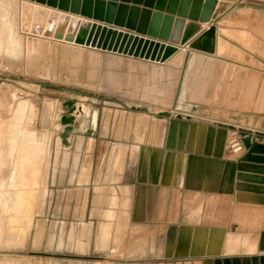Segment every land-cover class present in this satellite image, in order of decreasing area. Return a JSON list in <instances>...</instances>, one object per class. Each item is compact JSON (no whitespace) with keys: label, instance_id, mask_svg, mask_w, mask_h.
Here are the masks:
<instances>
[{"label":"rangeland","instance_id":"obj_1","mask_svg":"<svg viewBox=\"0 0 264 264\" xmlns=\"http://www.w3.org/2000/svg\"><path fill=\"white\" fill-rule=\"evenodd\" d=\"M30 6L23 0H0V264H135L152 249L161 250L165 237L178 235L181 227L166 222L187 221L191 211L186 206L196 199L177 192L174 209L151 210L149 217L143 192L136 195L127 184L121 195L115 188L123 160L131 159L123 171L128 179L140 144L163 142L171 117L160 116L161 111L226 122L237 119L232 112L241 100L236 92L239 88L242 93V78L264 79V0H219L216 24L202 30L209 29L217 50L215 43L212 54L188 43L165 60L156 44L144 47L130 38L132 34L126 40L109 36L110 28L125 34L109 24ZM14 33L25 45L16 53L6 48ZM256 90L258 96L243 107L245 114L255 111V118L244 115L239 120L246 128L264 132V84ZM87 99L92 100L89 111L64 124V108ZM176 106L183 109L176 111ZM22 125L39 137L48 134V150L24 156L11 146L23 169L10 172L8 141ZM68 125L72 130L66 132ZM8 173L14 176L6 189ZM34 180L41 191L32 202ZM220 201L216 205L228 208L201 212L224 223L232 211ZM192 213L198 215L199 210ZM143 219L144 225L135 221ZM4 223L9 224L5 230ZM7 227H12V236L3 234ZM227 237L231 247L235 238L231 232Z\"/></svg>","mask_w":264,"mask_h":264},{"label":"crops","instance_id":"obj_2","mask_svg":"<svg viewBox=\"0 0 264 264\" xmlns=\"http://www.w3.org/2000/svg\"><path fill=\"white\" fill-rule=\"evenodd\" d=\"M208 30L191 40L190 47L212 54L216 44L217 50V41L211 39ZM242 81V93L239 88L236 92L241 100L232 112L237 118L234 122L209 120L197 114L171 117L166 121L167 136L161 144H140L134 173L128 179L123 171H127L131 159L127 156L123 160L115 188L121 195L122 186L127 184L136 195L143 192L142 204L149 217L151 210L174 209L177 192L190 194V201L196 199L186 206L191 211L187 221L166 222L181 227L178 235L165 237L161 250L159 246L152 249L150 256L141 255L135 264H264V214L255 210H264V132L246 128L239 120L244 115L255 118V111L245 114V109L258 96L256 87H261L264 79L245 75ZM234 129L247 136L246 151L238 157L227 150L226 136ZM218 201L227 203L232 211L227 222H215L218 218L213 214L201 212L228 208L216 205ZM198 210V215L192 213ZM145 219L135 221L144 225ZM230 232L235 238L231 247L227 242Z\"/></svg>","mask_w":264,"mask_h":264},{"label":"water","instance_id":"obj_3","mask_svg":"<svg viewBox=\"0 0 264 264\" xmlns=\"http://www.w3.org/2000/svg\"><path fill=\"white\" fill-rule=\"evenodd\" d=\"M64 11L93 18L96 21L127 28L137 34L152 38L150 41L134 37L135 42L146 47L155 44L160 47V57L165 60L175 54L178 49L175 45L184 46L198 36L204 23L211 22L218 10V0H31ZM101 27L99 26L98 32ZM109 36L117 35L123 40L129 34L118 33L109 29ZM129 37V36H128ZM170 43L171 45H166ZM72 105V103H70ZM164 117L183 118L181 114L169 111L159 113ZM190 117V116H188ZM73 117H63L65 124L72 123ZM72 126L66 127V132Z\"/></svg>","mask_w":264,"mask_h":264},{"label":"bare ground","instance_id":"obj_4","mask_svg":"<svg viewBox=\"0 0 264 264\" xmlns=\"http://www.w3.org/2000/svg\"><path fill=\"white\" fill-rule=\"evenodd\" d=\"M23 2H25L26 4H30L31 6L33 5L34 7H39V8H42V9H45V10H48V11H54V12H57L58 14H60V16L61 15H67L69 18H78V19H84V18H87V17H84V16H82V15H78V14H75V13H72V12H70V11H64V10H61V9H59V8H55V7H51V6H48L47 4H42V3H38V2H36V1H31V0H23ZM29 6V5H28ZM27 6V7H28ZM30 6V7H31ZM21 8V7H20ZM30 9V8H29ZM21 10V9H20ZM36 10V9H35ZM38 11H39V9H37ZM37 11V12H38ZM35 13V12H34ZM40 13H41V11H40ZM39 13V14H40ZM43 13H45L46 14V11H44ZM37 14V13H36ZM38 14V15H39ZM53 14V13H52ZM41 15H42V13H41ZM46 16V15H45ZM38 17V16H37ZM49 17V16H48ZM46 17H44V19H45ZM39 19H41V18H39ZM64 19V18H63ZM62 19V20H63ZM78 19H76L77 20V22H79V20ZM90 19V18H89ZM56 20V19H55ZM24 21V20H23ZM52 21V20H51ZM68 21V20H67ZM46 22V21H45ZM56 22V21H55ZM58 22V21H57ZM65 23L64 24H66V20L64 21ZM77 22H75V23H77ZM41 23V22H40ZM53 23V22H52ZM24 24V23H23ZM54 24V23H53ZM58 24V23H57ZM81 24V23H80ZM214 24H216V20L215 19H213L211 22H209V23H204L203 24V26H204V28L205 27H207V26H211V25H214ZM48 25V24H47ZM55 25V24H54ZM69 25V24H68ZM70 25H71V23H70ZM110 25V24H109ZM23 26V25H22ZM49 26V25H48ZM60 26V25H59ZM75 26V25H74ZM78 26V25H77ZM77 26H75V29H76V27ZM111 26H113V27H115L116 29H118V30H120V32H123V33H128V34H132V35H138V36H142V37H144V38H146V39H151V40H153L152 38H148L147 36H143V35H140V34H137L136 32H134V31H130V30H128L127 28H121V27H117V26H115V25H111ZM20 27V26H19ZM28 27V26H27ZM64 27L65 26H63V29H64ZM73 27V26H72ZM16 28V27H15ZM55 28V27H54ZM71 28V27H70ZM78 28V27H77ZM10 29V28H9ZM11 29H12V27H11ZM19 29V28H18ZM45 29V28H44ZM56 29V28H55ZM74 29V30H75ZM53 30V29H52ZM57 30V29H56ZM203 30V29H202ZM9 31V30H8ZM16 30H14V32H15ZM64 31V30H63ZM68 31V30H67ZM71 30H69V33L71 34V32H70ZM13 32V31H12ZM41 32V31H40ZM40 32H39V34H40ZM50 32H51V29H50ZM60 32H62V31H60ZM65 32H66V30H65ZM74 32V31H73ZM62 33H64V32H62ZM62 33L60 34V33H58L59 35H62ZM68 33V32H67ZM17 34H19V33H17ZM30 34V33H29ZM32 34V33H31ZM57 34V35H58ZM73 34H75V33H73ZM12 35V34H11ZM14 36H12V39L10 40L9 39V37H8V39H9V46L7 45L6 46V48L8 47V50H11L10 52H12V51H14L15 53H16V49L20 46V44L22 45V40L20 39V41H19V39L18 38H16V36H15V33L13 34ZM58 35V36H59ZM76 35V34H75ZM1 36V35H0ZM10 36V35H9ZM38 36V35H37ZM67 36V35H66ZM69 36V35H68ZM19 37V36H18ZM47 37V36H46ZM50 37H51V34H50ZM63 37V36H62ZM61 37H59V39H60ZM7 39V38H6ZM8 39L6 40V41H8ZM51 39V38H50ZM54 39L56 40V36H54ZM58 39V38H57ZM143 39V38H142ZM1 40L2 39H0V42H1ZM63 40V39H62ZM71 39H69V41L66 39V41H68V42H72L73 43V41H74V38H73V41H70ZM29 41V40H28ZM29 42H31V40L29 41ZM41 42H42V40H41ZM67 42V43H68ZM24 43V42H23ZM28 43V42H27ZM64 43V42H63ZM66 43V42H65ZM1 44V43H0ZM69 44V43H68ZM30 45V44H29ZM166 45H171L170 43H166ZM187 45L188 44H186V45H184V46H181V45H179V46H177V45H175V47H181V48H183V47H187ZM1 46V45H0ZM25 45H22V47H24ZM37 46V45H36ZM4 47H5V44H4ZM4 47H3V49H4ZM41 47V46H40ZM39 47V48H40ZM46 47V46H45ZM54 47V46H53ZM90 47V46H89ZM26 48V47H25ZM44 49V48H43ZM18 50L19 51H21L19 48H18ZM24 49H22V51H23ZM66 50V48L64 49V51ZM18 51V52H19ZM35 51V50H34ZM39 51H40V49H39ZM48 51H49V49H48ZM58 51V50H57ZM4 52H6V51H4ZM14 52H13V54H14ZM25 52V51H24ZM43 52V51H42ZM45 53V52H44ZM60 53V52H59ZM91 53V52H90ZM8 54H10V53H8ZM7 54V55H8ZM4 55V54H3ZM17 55H19V54H17ZM38 55V54H37ZM49 55V54H48ZM12 56V55H11ZM22 56H24V54L22 55ZM53 56V55H52ZM69 56V55H68ZM9 57H10V55H9ZM55 57V56H54ZM66 57V56H65ZM13 58H14V56H13ZM18 58V57H17ZM81 58V57H80ZM22 59V58H21ZM56 59V58H55ZM75 59V58H74ZM82 60V59H81ZM29 61H30V59H29ZM34 61H35V59H34ZM38 61V60H37ZM75 61V60H74ZM44 62H45V60H44ZM91 62V61H90ZM91 64V63H90ZM53 66V65H52ZM92 71V70H91ZM95 72V71H94ZM92 73V72H91ZM95 75V74H94ZM90 77V76H89ZM93 78V77H92ZM94 79V78H93ZM12 96V95H11ZM14 100V99H13ZM25 101V100H24ZM68 102H70V101H68ZM91 102H92V100H90V99H87V100H85V101H83V102H78V103H76V107H70V106H66L65 108H64V115L66 116V117H73V120L75 119V117H77V114H82V113H86V112H88L89 111V108L91 107L90 105H91ZM31 103V102H30ZM29 104V103H28ZM32 104V103H31ZM68 105V104H67ZM31 106V105H30ZM72 106V105H71ZM76 108V109H75ZM27 109V108H26ZM182 110L183 108H181L180 106H176L175 107V110L177 111V110ZM27 111V110H26ZM74 111V112H73ZM166 111V110H165ZM161 112H163V111H161ZM169 112H172L173 114H174V112L173 111H169ZM31 114H32V110H31ZM30 114V117L32 116ZM175 114H180V113H175ZM63 115V116H64ZM83 115V114H82ZM182 115V114H181ZM24 116H25V114H24ZM25 118V117H24ZM73 120H72V122H73ZM65 124V123H64ZM27 126V125H26ZM26 126H24V125H22V126H19L18 128H17V126H16V128H17V131L15 132V137L13 138V139H11V140H7L8 141V148H7V152H6V156H7V158H10L11 160H13L12 162V164L10 165V164H8L7 165V167L9 166V171L10 172H13L14 170L13 169H15V170H22L23 169V165L18 161V160H21L20 158H18V153H15V154H13V152L11 151V146H14V147H17L16 149L17 150H21V152H24L23 154H24V156H26V154H27V152L28 153H31V152H35V153H37V151H47L48 150V139H49V137H48V134H44L43 133V135L44 136H41V137H39L37 134H36V132H34L33 130H31V129H29L28 127H26ZM50 133V132H49ZM10 135V134H9ZM12 137V136H11ZM8 138V137H7ZM9 139H10V136H9ZM60 140V139H59ZM61 141V140H60ZM7 145V144H6ZM42 154V153H41ZM31 155V154H30ZM20 157V156H19ZM42 157V156H41ZM38 161V160H37ZM17 162H19V163H17ZM15 163H16V168L14 167V165H15ZM24 167H25V165H24ZM14 174H15V172H14ZM14 174L13 173H8V178H7V182H6V184H7V187H6V189L7 188H9V183H10V181L12 180V177L14 176ZM33 175H34V173H33ZM34 179H35V176L33 177ZM41 179V178H40ZM2 187V186H1ZM24 187H25V185H24ZM40 188H41V186H40ZM26 189H28V188H26ZM29 190V189H28ZM38 190L39 191H41V189H39V181H37V180H34L33 182H32V184H31V186H30V195H31V198H30V200L33 202V201H36L37 200V198H39V192H38ZM1 191V190H0ZM6 192V191H5ZM30 197V196H29ZM4 198V197H3ZM35 204V203H34ZM33 204V205H34ZM28 205H29V201H28ZM27 207V206H26ZM33 208V207H32ZM1 210V209H0ZM21 210H22V208H21ZM5 211V210H4ZM11 211V210H10ZM19 211H20V209H19ZM28 211H29V209H28ZM2 213V212H1ZM4 213V212H3ZM7 213V212H6ZM28 214H30V213H28ZM1 216V215H0ZM16 216H17V214H16ZM21 216V215H20ZM24 216V215H23ZM23 216H22V218H23ZM26 216H27V214H26ZM25 216V217H26ZM10 217V216H9ZM2 218H3V216H2ZM1 218V219H2ZM18 218V217H17ZM7 218H5V220H6ZM4 220V219H3ZM8 220V219H7ZM19 220V219H18ZM2 221V220H1ZM16 221H17V219H16ZM15 222V221H14ZM19 223H20V221H19ZM6 225L7 224H5L4 223V225L3 226H5L4 227V230H5V228H6ZM8 227H9V224L7 225ZM17 226V225H16ZM2 227V226H1ZM8 227H7V232H5L4 230H3V232H5V233H3L4 235L6 234V233H9L10 234V236H12V233H13V229L11 230V228L12 227H10V229H8ZM18 227V226H17ZM39 227V226H38ZM3 229V228H2ZM1 229V230H2ZM15 229V228H14ZM0 230V231H1ZM15 233V232H14ZM127 233V232H126ZM132 234V233H131ZM1 235V234H0ZM4 236L2 235V238H3ZM7 237H8V234H7ZM10 238V237H9ZM6 238H4V240H5ZM9 240V239H8ZM59 244V243H58ZM8 263V262H7ZM12 264V263H11Z\"/></svg>","mask_w":264,"mask_h":264},{"label":"built area","instance_id":"obj_5","mask_svg":"<svg viewBox=\"0 0 264 264\" xmlns=\"http://www.w3.org/2000/svg\"><path fill=\"white\" fill-rule=\"evenodd\" d=\"M246 135L240 129L230 132L227 140V150L235 157L242 155L246 151Z\"/></svg>","mask_w":264,"mask_h":264}]
</instances>
